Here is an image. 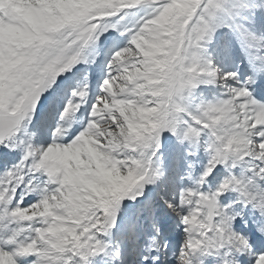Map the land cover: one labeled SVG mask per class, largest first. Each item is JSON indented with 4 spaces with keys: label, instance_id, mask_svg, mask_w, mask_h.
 <instances>
[{
    "label": "snow or ice",
    "instance_id": "6c2138e0",
    "mask_svg": "<svg viewBox=\"0 0 264 264\" xmlns=\"http://www.w3.org/2000/svg\"><path fill=\"white\" fill-rule=\"evenodd\" d=\"M0 264H264V0H0Z\"/></svg>",
    "mask_w": 264,
    "mask_h": 264
}]
</instances>
